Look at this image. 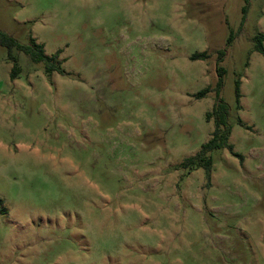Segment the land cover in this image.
Masks as SVG:
<instances>
[{
  "label": "rangeland",
  "instance_id": "1",
  "mask_svg": "<svg viewBox=\"0 0 264 264\" xmlns=\"http://www.w3.org/2000/svg\"><path fill=\"white\" fill-rule=\"evenodd\" d=\"M0 30L64 70L0 46V264H264V0H0ZM217 68L243 159L207 179Z\"/></svg>",
  "mask_w": 264,
  "mask_h": 264
},
{
  "label": "trees",
  "instance_id": "2",
  "mask_svg": "<svg viewBox=\"0 0 264 264\" xmlns=\"http://www.w3.org/2000/svg\"><path fill=\"white\" fill-rule=\"evenodd\" d=\"M232 38L230 37L229 41ZM253 51L264 56V34L259 33L254 39ZM0 46L7 49L8 60L13 63L11 69L10 77L12 80L18 78L21 73V67L18 64L17 56L15 52L23 53L28 56L32 63L34 64H44L45 74L51 76L53 73L63 74L64 70L62 68V61L59 60V55L61 51L51 57L46 56L44 52V46L37 43L34 38H31L30 44L21 45L13 37L9 36L7 33L0 30ZM219 58L221 61L222 55ZM209 56L206 52L201 54H195L192 56V60H206ZM222 68H217V73L219 81L216 90V102L210 112L206 114V120L208 122L212 121L214 129L211 133L210 139L201 146L200 151L192 157L185 159L182 163V167L185 170L195 171L202 169L205 172L206 178L210 179L212 167L214 164L213 153L216 151L228 150L236 158L243 159V156L233 152V145L230 143V136L232 133L233 125L230 123V108L227 104L220 100L219 92L222 85ZM210 88H206L201 91L198 95L199 98H204L208 93H210ZM235 96H236V109H240V80L236 81L235 85ZM237 124L240 126H245L241 119L237 120Z\"/></svg>",
  "mask_w": 264,
  "mask_h": 264
},
{
  "label": "flooded vegetation",
  "instance_id": "3",
  "mask_svg": "<svg viewBox=\"0 0 264 264\" xmlns=\"http://www.w3.org/2000/svg\"><path fill=\"white\" fill-rule=\"evenodd\" d=\"M177 183H178V182H177ZM179 185H180V184L178 183V187H179Z\"/></svg>",
  "mask_w": 264,
  "mask_h": 264
}]
</instances>
